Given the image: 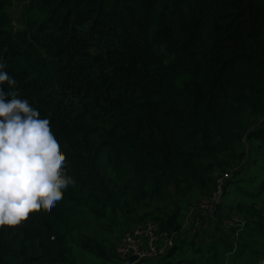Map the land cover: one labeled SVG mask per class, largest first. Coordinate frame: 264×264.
Wrapping results in <instances>:
<instances>
[{
  "label": "trees",
  "instance_id": "1",
  "mask_svg": "<svg viewBox=\"0 0 264 264\" xmlns=\"http://www.w3.org/2000/svg\"><path fill=\"white\" fill-rule=\"evenodd\" d=\"M0 62L16 81L4 90L49 119L72 181L51 211L0 227V264H132L116 251L123 232L105 236L120 219L172 236L161 264L264 257V234L242 239L250 221L203 251L227 211L261 228L254 203L221 199L205 215L214 229L182 228L218 178L223 197L264 191L237 176L264 160V0H0Z\"/></svg>",
  "mask_w": 264,
  "mask_h": 264
},
{
  "label": "clouds",
  "instance_id": "2",
  "mask_svg": "<svg viewBox=\"0 0 264 264\" xmlns=\"http://www.w3.org/2000/svg\"><path fill=\"white\" fill-rule=\"evenodd\" d=\"M6 67L0 62V227H14L31 212L51 211L72 181L62 175L65 155L49 119L4 90V82L16 84Z\"/></svg>",
  "mask_w": 264,
  "mask_h": 264
},
{
  "label": "rangeland",
  "instance_id": "3",
  "mask_svg": "<svg viewBox=\"0 0 264 264\" xmlns=\"http://www.w3.org/2000/svg\"><path fill=\"white\" fill-rule=\"evenodd\" d=\"M21 9V7L18 5V6H15L14 7V9H13V11L15 12V13H13V14H15V16L14 17H19V15H17V13L19 12L18 10H20ZM14 23V22H13ZM243 164H244V162H243ZM253 164H251L250 166H249V168L248 167H246V165H245V168L243 169V170H241L240 171V174L239 175H237L238 176V178L240 177V178H242V179H244V181H242L241 183H239V185H242V186H245V181H249L250 180V176H252V175H257V176H261L262 178H264V160L262 161V162H257L255 165H253ZM234 167V166H233ZM232 167V168H233ZM249 171L251 172V173H249ZM229 190L231 189V190H233V188H232V186H230L229 188H228ZM230 190V191H231ZM235 192L237 193V195H235L234 194V192L233 193H228L225 197H221V199H222V201L224 200V199H227L228 200V202H231V200H232V204H235V203H237V201H239V200H243L244 202H247V203H254V204H256V207L258 208V209H261V211H260V214L262 215V216H264V191L263 192H261V194L259 195V196H255V197H252V198H248V197H242L241 196V194H239V192H238V189L236 188V190H235ZM190 198H193V197H190ZM241 198H243V199H241ZM200 199V198H199ZM192 200V199H191ZM233 206V205H232ZM192 207V208H191ZM196 210H198V211H200L199 212V214H202V215H204V217H207V216H205L206 215V213H210V212H208V211H204V210H202V209H200V208H198V207H196V205H194V202H192V203H188V205H187V208L185 209V211H184V213H183V217H182V228H183V231L184 230H188V229H191V231H192V233H193V231H196L197 230V228H198V226H197V224L194 222V223H192V219H190L194 214H195V211ZM230 212V211H229ZM228 211L226 212V213H222V217H221V219H220V221H222V225H223V228H225L224 230H222V229H220L221 231H216V232H214V231H212V234H206L203 238H202V241L204 242V244L205 245H203V251L205 252L206 250H207V248L209 247L208 245H206V243L208 242V243H211V239H212V241L215 239V238H220V237H222L223 235V240H224V242H226V238H227V236L229 235V232H227L226 234L224 233V231L226 230V229H228L229 228V226L230 227H235V228H237V229H239V230H241L242 229V226L244 225H246V226H248L249 224H250V228H243V232H242V239H244L245 241L244 242H246L247 244L245 245V246H250V242H257V243H254V244H256V245H259L260 246V238L263 236V234H264V225H262V227L261 228H258L257 226H255V222L254 223H252L251 222V219H252V217L255 219V220H258V216L257 215H253L252 217H250L251 215H248V216H246V217H244L245 216V213H243V212H239V213H237V212H230L229 213ZM212 218H214V216L212 215ZM208 219V218H207ZM237 219H239L240 221H236ZM206 220V218L205 219H203V221H201V224H199V226H200V228L202 229V231L204 232V228H208L209 226L211 227V228H215V224L216 223H214V221L213 222H211L210 224H209V226H208V222H206L205 221ZM150 220H147L146 221V223L147 222H149ZM205 221V223L203 224V222ZM224 221V222H223ZM246 221H250L249 222V224H248V222H246ZM192 223V224H191ZM240 224V225H239ZM137 226V225H136ZM136 226H131V227H125V226H123L122 225V223H121V219L120 220H118L117 221V223H116V225H115V227L114 228H111V229H109L110 231L108 232V233H105L106 235V237L108 238V240H110V241H115V240H117V238H119V236L121 235V233L123 232H126L127 230H130L131 228H134V227H136ZM211 228H210V230H209V233L211 232ZM222 228V227H221ZM256 228H258V229H256ZM209 229V228H208ZM246 230V231H245ZM102 232H103V230H102ZM123 233H122V235H123ZM166 233V232H165ZM240 233V232H239ZM236 234V233H235ZM243 234H246V237H247V239L243 236ZM122 235H121V237H122ZM169 235V234H168ZM231 235V234H230ZM100 236H102L103 238H104V232L100 235ZM189 236H191V234L189 235ZM120 237V239H122ZM186 237V236H185ZM185 237H184V239H185ZM252 237H255V239H251ZM198 238V237H197ZM242 239H241V241H242ZM172 240H173V238H172ZM189 240V239H188ZM258 240V241H257ZM200 241V239L198 240L197 239V242H199ZM119 242H120V240H119ZM119 242H118V244H119ZM217 245V244H216ZM117 247H118V245H117ZM116 251H117V248H116ZM185 252H187V253H190V252H192L191 250H186ZM164 254V253H163ZM204 254V253H203ZM202 254V255H203ZM249 255H252V253H250ZM131 256H134V255H130L129 257H131ZM161 256H163V255H161ZM160 256V257H161ZM200 256H201V253L200 254H195L193 257H194V261H197V260H200L199 258H200ZM120 257V256H119ZM128 257V258H129ZM156 257V256H155ZM155 257H148L147 258V260L144 262V264H161L160 263V261H158L159 260V258H155ZM185 257V256H184ZM121 258V257H120ZM153 258V259H152ZM186 258V260H187V257H185ZM252 258H255L254 257V255H252V257L251 258H249V257H247V259L245 260V258H243V261L240 263L239 262V260L237 259V261H238V263L239 264H264V257H260L259 258V260H257L256 262H253L254 260H256V259H252ZM203 261H204V258L202 259ZM228 260V259H227ZM135 261V259L133 260V261H131V262H134ZM233 261V260H232ZM130 262V263H131ZM203 263V262H202ZM135 264H139V263H135ZM184 264H188V263H184Z\"/></svg>",
  "mask_w": 264,
  "mask_h": 264
},
{
  "label": "built area",
  "instance_id": "4",
  "mask_svg": "<svg viewBox=\"0 0 264 264\" xmlns=\"http://www.w3.org/2000/svg\"><path fill=\"white\" fill-rule=\"evenodd\" d=\"M222 180L223 177L218 178V185L210 197H202L194 205L204 211L212 212L216 204L221 201ZM121 238L117 253L122 259H126L127 262L128 257L134 255L135 261L131 262L132 264H143L144 259L163 254L173 244L172 236L158 231V225L153 221L145 222L127 230Z\"/></svg>",
  "mask_w": 264,
  "mask_h": 264
},
{
  "label": "crops",
  "instance_id": "5",
  "mask_svg": "<svg viewBox=\"0 0 264 264\" xmlns=\"http://www.w3.org/2000/svg\"><path fill=\"white\" fill-rule=\"evenodd\" d=\"M199 212L200 211H198V210H196L195 211V214L190 218V219H192V223H196L197 224V226H198V228H200V226H199V224H201V221H203V219H205L206 217H204V215H202V214H199ZM206 222H208V225H209V221H208V219L206 218V220H205ZM205 221L203 222V224L205 223ZM236 221H240L239 219H237ZM224 222V221H223ZM191 223V224H192ZM240 225V224H239ZM197 228V229H198ZM238 232H239V229H237V231H236V235L238 234Z\"/></svg>",
  "mask_w": 264,
  "mask_h": 264
},
{
  "label": "water",
  "instance_id": "6",
  "mask_svg": "<svg viewBox=\"0 0 264 264\" xmlns=\"http://www.w3.org/2000/svg\"><path fill=\"white\" fill-rule=\"evenodd\" d=\"M134 259H135V256H131V257L128 258V262H131V261H133Z\"/></svg>",
  "mask_w": 264,
  "mask_h": 264
}]
</instances>
